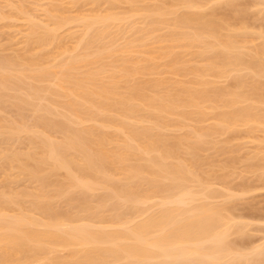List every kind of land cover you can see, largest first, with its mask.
I'll return each mask as SVG.
<instances>
[{"label":"bare ground","instance_id":"1","mask_svg":"<svg viewBox=\"0 0 264 264\" xmlns=\"http://www.w3.org/2000/svg\"><path fill=\"white\" fill-rule=\"evenodd\" d=\"M4 1L0 264H264L214 186L264 132V0Z\"/></svg>","mask_w":264,"mask_h":264},{"label":"rangeland","instance_id":"2","mask_svg":"<svg viewBox=\"0 0 264 264\" xmlns=\"http://www.w3.org/2000/svg\"><path fill=\"white\" fill-rule=\"evenodd\" d=\"M2 1H4V0H0V2H2ZM15 1H17V0H15ZM23 3H25V5L26 6H29V7H31L32 5H30L31 3H33L34 4V2H37V3H35V5H39V4H41V2H42V4L43 3H45L46 4V2L48 3L49 1H52V0H21ZM38 2H39V4H38ZM3 3H5L3 6L5 7V5H6V2L4 1ZM41 4V5H42ZM1 5H2V3H1ZM0 5V6H1ZM41 5L39 6V7H41ZM3 6H1V8L3 7ZM8 6V5H7ZM6 6V7H7ZM43 6V5H42ZM38 7V8H39ZM84 8V7H83ZM7 9H9V7L7 8ZM4 10V9H3ZM40 10V9H39ZM39 10H38V13H40L39 12ZM37 13V12H36ZM38 16V15H37ZM40 16V15H39ZM252 21V20H251ZM257 21V20H256ZM255 20H253V22H250V23H254L255 22V24L254 25H256V24H258V22L259 21H257L256 22ZM3 22V21H2ZM2 22L0 21V26H1V24H2ZM5 23H7V22H4V24ZM73 24V23H72ZM72 24L70 23L69 24V26H65L64 28H65V30H67L66 32L67 33H69L68 32V30H70V29H72V30H74L75 28H76V24H77V26H79V24L78 23H74V25H75V27H74V25L72 26ZM3 25V24H2ZM3 27H5L4 25H3ZM68 27H70V28H68ZM71 27H73V28H71ZM1 28H2V26H1ZM0 28V29H1ZM6 28H8V27H6ZM67 28V29H66ZM78 28V27H77ZM76 28V29H77ZM8 29H10V31H11V28H8ZM81 29V28H80ZM2 30V29H1ZM6 30V29H5ZM14 30V29H13ZM11 31L10 33H12V35L13 34H15V32L14 31ZM63 30V29H62ZM65 30H63V31H61V32H65ZM71 30V31H72ZM4 31V30H3ZM70 31V32H71ZM76 31V30H75ZM74 31V32H75ZM80 31V30H79ZM8 31H5L4 33L6 34ZM73 32V31H72ZM0 33H1V39H4V40H6L5 39V37H3V35H5V34H2V32L0 31ZM77 33V32H76ZM6 35H8V36H10V34L9 33H7ZM11 35V36H12ZM8 36H6L7 37V39H8ZM11 36L9 37V38H11ZM16 35H14L13 36V38H17V37H15ZM3 37V38H2ZM13 38H11V39H13ZM0 39V40H1ZM4 40H2L3 42L2 43H4L5 41ZM8 50V52H9V49H7ZM6 50V51H7ZM4 51H5V49H4ZM223 80H221V82H222ZM224 82H225V80H224ZM227 82H228V80H227ZM227 82H225V83H227ZM260 131H261V133H260ZM259 132L257 131V133H256V137L255 138H250V137H248V139H246L247 138V136H246V138L243 136V134H242V136L244 137V138H240V135H239V137L237 136V134L235 135V136H237V137H235V140H236V138H240V140L238 139V140H236V141H234V142H239L238 144L240 145H238L237 143V145H238V147H241V145H242V147L243 148H239L238 149V147H236V149L237 150H239V152H237V151H235V153L234 154H236V152H237V157H235V155L232 153V155H233V158H236V159H234V160H236V162L234 163V165H233V167H230L229 165L230 164H233V163H230V164H228L229 162H231V161H229L227 164L228 165H226V162H224V166H229L230 168L228 169V167L224 170V169H219L220 168V166H221V164L223 163V162H221L220 160H223L224 161V159H225V153L221 150H217V151H219V152H221V155H217L216 157L215 156H213V160H216V162L217 163H214L213 165H215V166H217V164H218V166L219 167H217V169H219V170H215L216 168L215 167H213V165H212V169L213 170H215L214 172L216 173L217 171L218 172H220V173H222V175H220V177H219V173H216L217 174V176H215L216 177V180L215 179H213L214 177H211V179H213V180H215V184L216 185H214V186H217L216 188L218 189V187L222 190V188H226V189H223L224 190V194H225V191H226V194H227V191H229V190H235V191H233V192H230V193H233L234 195H237L236 197H237V199L235 200L234 198H236L235 196H233L232 195V197L230 198H228V197H226L229 201H232L233 203H234V205H235V203H237L238 204V206H235V207H237L236 209H234V210H238V211H235L234 213H236L237 214V212H239V215L240 214H243L242 216L245 218V217H248L249 219L248 220H250V221H254V222H257L256 223V225L258 226L260 223H258V221H260L261 222V220H259V219H261V213L264 211V209L262 210V208H264V177H262L261 178V176L259 175V172H260V170H259V168L258 167H260L261 168V166H259L260 164H261V162H264V132L262 131V130H260ZM177 132V131H176ZM241 133H243V132H241ZM241 133H239V134H241ZM259 134H261L260 135V137L262 136V138H263V142L261 143V141H262V139H261V141H259L260 140V138H259V140H258V138H257V136ZM225 136L223 135V136H221V138H224ZM259 137V136H258ZM220 138V139H221ZM231 139H234L233 137L231 138ZM230 139V140H231ZM249 140V141H248ZM232 141V140H231ZM230 141V142H231ZM233 142V143H234ZM241 142V143H240ZM248 142H250V143H248ZM259 142V144L260 145H257V143ZM232 143V144H233ZM242 143H244V144H242ZM228 144H230V143H228ZM233 147H234V144L232 145ZM236 146V145H235ZM256 146H258V147H256ZM232 147V148H233ZM235 148V147H234ZM255 148H257L260 152H259V157L261 158H259V159H256V160H254L253 161V167L252 166H248V168H247V166H246V163H245V159L244 158H246V157H244L246 154L247 155H249V153L251 152V155L250 156H253V154H254V151L256 150ZM207 150L209 151V153L211 152H216V149H214L213 150V148H207ZM210 150H213V151H210ZM257 151V150H256ZM204 152H207L206 150H204ZM213 152V153H214ZM249 152V153H248ZM210 153V154H211ZM217 153V152H216ZM224 155H223V154ZM229 153V152H228ZM255 153H258V151L257 152H255ZM207 154H208V152H207ZM207 154H205L206 156H207ZM210 154H208V155H210ZM215 154V153H214ZM219 154V153H218ZM230 154V153H229ZM229 154H226V155H229ZM204 155V154H203ZM216 155V154H215ZM223 155V156H222ZM255 155V154H254ZM244 159V160H242V158ZM214 158H216V159H214ZM224 158V159H223ZM226 158H228V156H226ZM241 159V160H240ZM255 159V158H254ZM218 160V161H217ZM226 160V159H225ZM234 160L232 159V162H234ZM259 160V161H258ZM204 162H206L207 163V161H204ZM218 162H221V163H218ZM250 162H252V160L250 161ZM245 163V164H244ZM203 164H205V163H203ZM220 164V165H219ZM244 164V165H243ZM251 164V165H252ZM263 164V163H262ZM223 166V167H224ZM232 166V165H231ZM246 166V167H245ZM205 167H209L208 165H204L203 166V168H205ZM222 166H221V168H223ZM252 167V168H251ZM225 168V167H224ZM251 168V169H250ZM207 169V168H206ZM209 169V168H208ZM211 169V171H212V173H213V175L212 176H214L215 175V173L213 172V170ZM251 170H253V171H251ZM226 175H225V174ZM223 174H224V176H223ZM257 174H258V176H260V178L261 179H259L258 177H257ZM228 175V177L227 178H225L227 181H224V178L223 177H225V176H227ZM264 174H262V176H263ZM223 176V177H222ZM220 178V179H219ZM221 178L223 179V180H221ZM218 179V180H217ZM212 180V181H213ZM221 181H224V182H226L225 183V185L227 186H230V187H232L231 189H230V187H229V189H227L228 188V186L226 187V186H224L223 187V185H224V182H221ZM217 182V183H216ZM221 182V183H220ZM214 183V182H213ZM218 183H220V184H218ZM222 183H223V185H222ZM228 183V184H227ZM245 183H247V185H249L248 183H250V184H252L253 186H254V188H253V186H252V189H250V187H245V188H247V191L248 192H243V189H244V191H246V189L244 188V185H245ZM263 186H262V185ZM221 186V187H220ZM243 187V188H242ZM241 188H242V193L240 192L241 191ZM220 190V191H221ZM236 191H237V194H235L236 193ZM222 192V191H221ZM239 192V193H238ZM241 193V194H240ZM221 197V196H220ZM239 197V198H238ZM222 198V200H223V198H224V196L223 197H221ZM220 198V199H221ZM225 198V200H227ZM219 199V198H218ZM233 199L235 200V202L233 201ZM219 201H221V200H219ZM229 203H231V202H229ZM233 203H231L232 205H233ZM234 205H233V208H234ZM262 207V208H261ZM239 209H240V211H239ZM233 210V211H234ZM248 213V214H247ZM247 215V216H246ZM250 217H249V216ZM262 215H263V213H262ZM260 216V218H258ZM263 219V218H262ZM264 221V220H263ZM264 223H261L260 225H261V227L262 228H260V226H259V230H254V232H251L250 231V233H251V235H253L254 234V237L252 238V242H250V243H253V240H254V242H259V238L260 237H262L263 235H264V226H262ZM253 225V224H252ZM256 225L254 224V227L253 228H256ZM251 227L252 226H250V229H251ZM253 228L251 229V230H253ZM257 229V228H256ZM253 233V234H252ZM251 238V237H250ZM249 238V239H250ZM255 238V239H254ZM248 239V240H249ZM247 240V241H248ZM257 240V241H256ZM249 241H251V240H249ZM261 241V240H260ZM249 243V242H248ZM250 245V244H249Z\"/></svg>","mask_w":264,"mask_h":264}]
</instances>
